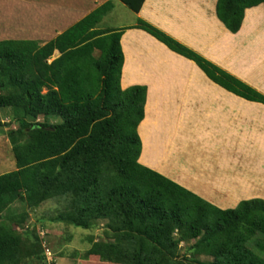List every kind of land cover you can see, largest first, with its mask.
Instances as JSON below:
<instances>
[{
    "label": "trees",
    "instance_id": "trees-1",
    "mask_svg": "<svg viewBox=\"0 0 264 264\" xmlns=\"http://www.w3.org/2000/svg\"><path fill=\"white\" fill-rule=\"evenodd\" d=\"M120 1L135 13L145 2ZM261 5L264 0H219L218 18L238 34L246 10ZM112 9L98 8L44 46L0 41V89L11 88L0 95V109L18 115V127L8 132L17 170L0 176V264L45 260L40 237L20 234L26 217L12 210L53 200L64 208L51 223L88 231L107 223L108 240L90 239L92 247L79 257L86 264H187L182 243H193V264H264L251 247L264 253L263 200L221 210L139 163L147 88H121L124 30L100 28ZM137 28L234 95L264 104V94L151 24L140 20ZM54 51L61 56L49 63ZM56 117L63 122L51 124Z\"/></svg>",
    "mask_w": 264,
    "mask_h": 264
},
{
    "label": "crops",
    "instance_id": "crops-1",
    "mask_svg": "<svg viewBox=\"0 0 264 264\" xmlns=\"http://www.w3.org/2000/svg\"><path fill=\"white\" fill-rule=\"evenodd\" d=\"M218 1L145 0L135 13L120 0H0V17L11 7L22 18L17 27H0V41L44 46L112 4L100 28L124 30L121 88H147L139 163L231 210L264 201V104L235 96L196 62L137 28L140 20L151 24L264 94V5L246 10L241 31L233 34L218 18ZM60 56L54 51L49 63Z\"/></svg>",
    "mask_w": 264,
    "mask_h": 264
},
{
    "label": "rangeland",
    "instance_id": "rangeland-1",
    "mask_svg": "<svg viewBox=\"0 0 264 264\" xmlns=\"http://www.w3.org/2000/svg\"><path fill=\"white\" fill-rule=\"evenodd\" d=\"M121 11H124V9ZM119 12L120 10L112 17H109L106 21V26L111 25L113 20H116ZM8 15L9 17H7ZM21 19L20 15L16 14L13 8L10 7L7 9V12H4L3 16L0 17V27H17L22 23ZM9 90L11 91V88L8 90L0 89V95L8 94ZM17 116V112L14 109H0V173L2 171L9 173L17 170L13 146L8 138V132L18 127V122L16 120ZM43 121L42 118L38 120V122ZM50 122L51 124H61L63 120L60 117H56L51 119ZM63 208L62 204L57 200L49 201L37 209L29 208L22 203H17L13 207L12 213L18 216V218L22 215L26 217L25 223L18 227L20 228V234L36 233L40 237L45 250L44 261L39 262L31 259L26 261L25 264H86V262L81 261L79 257L85 256L86 252L92 247L90 239L96 242L108 240V236L106 235L107 223L105 221L97 223V226L89 231L64 224L51 223L50 219L55 217ZM192 244L193 243H182L180 247L181 257L190 258L187 264H193L191 263L193 256L189 252ZM251 247L264 258V253L260 252L254 245ZM194 260L196 261V259ZM202 260L212 261L213 259L203 257ZM88 264L99 263L88 261Z\"/></svg>",
    "mask_w": 264,
    "mask_h": 264
},
{
    "label": "built area",
    "instance_id": "built-area-1",
    "mask_svg": "<svg viewBox=\"0 0 264 264\" xmlns=\"http://www.w3.org/2000/svg\"><path fill=\"white\" fill-rule=\"evenodd\" d=\"M48 257V256H47ZM49 260H50V258H49Z\"/></svg>",
    "mask_w": 264,
    "mask_h": 264
}]
</instances>
